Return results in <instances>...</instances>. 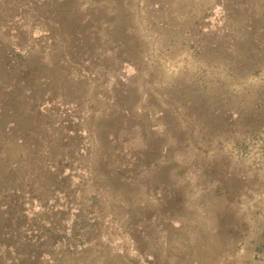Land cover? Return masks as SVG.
I'll use <instances>...</instances> for the list:
<instances>
[{"label":"rangeland","instance_id":"obj_1","mask_svg":"<svg viewBox=\"0 0 264 264\" xmlns=\"http://www.w3.org/2000/svg\"><path fill=\"white\" fill-rule=\"evenodd\" d=\"M0 264H264V0H0Z\"/></svg>","mask_w":264,"mask_h":264}]
</instances>
